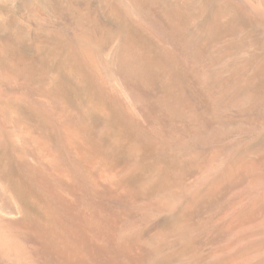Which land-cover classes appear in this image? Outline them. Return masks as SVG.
I'll return each instance as SVG.
<instances>
[{"label": "bare ground", "instance_id": "6f19581e", "mask_svg": "<svg viewBox=\"0 0 264 264\" xmlns=\"http://www.w3.org/2000/svg\"><path fill=\"white\" fill-rule=\"evenodd\" d=\"M29 1L31 33L0 17V264H164L176 235L186 253L182 221L202 194L164 215L170 169L140 134L159 131L148 53L128 26L201 66L217 22L178 9L167 24L155 0Z\"/></svg>", "mask_w": 264, "mask_h": 264}, {"label": "rangeland", "instance_id": "374dc122", "mask_svg": "<svg viewBox=\"0 0 264 264\" xmlns=\"http://www.w3.org/2000/svg\"><path fill=\"white\" fill-rule=\"evenodd\" d=\"M252 1H154L167 24L178 9L194 15L200 26L217 22L215 40L197 43L201 66L136 24L128 26L148 53L154 87L149 98L159 131L140 134L157 137L160 142H151L163 148L164 165L170 169L164 181V215L194 191L202 194L182 221L189 240L186 253L178 252L181 237L169 236L164 256L167 251L174 257L164 264H264V0ZM28 4L0 0V17L24 21L29 34ZM212 89L230 99L211 101ZM218 175L221 182L206 192Z\"/></svg>", "mask_w": 264, "mask_h": 264}]
</instances>
